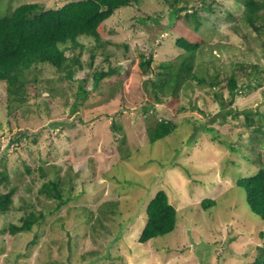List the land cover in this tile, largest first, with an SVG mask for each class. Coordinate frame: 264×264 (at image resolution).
Wrapping results in <instances>:
<instances>
[{"label": "rangeland", "instance_id": "rangeland-1", "mask_svg": "<svg viewBox=\"0 0 264 264\" xmlns=\"http://www.w3.org/2000/svg\"><path fill=\"white\" fill-rule=\"evenodd\" d=\"M68 1L0 0V16L23 3L46 10ZM216 1L220 5L205 0L212 12L188 5L196 9L201 23L195 34L212 44L196 62L206 66L205 58L218 59L220 65L209 63V68L214 66L221 74L239 60L258 63L264 70V57L258 52L264 36L256 39L239 20L241 0ZM166 11L157 0L116 10L103 24L104 48L93 49V59L89 52L93 39L79 37L84 48L80 66H73V78L51 64L34 65L25 75L22 103L8 102L5 84L0 83V171L8 176L0 192L14 188L10 211L0 214V264H247L264 248V222L249 210L243 189L235 186V180L251 170L242 156L252 146L263 161L264 142L249 140L251 130L240 115L233 119L229 114L219 124L223 111L213 92L226 103L225 82L211 88L191 81L189 89L179 90L177 106L184 109L178 112L170 96H161L163 104H155L153 110L144 109L150 104L144 81L156 76L161 63L176 59L182 50L174 40L188 32L171 28L149 44L147 26L139 20L146 14L160 15L162 29ZM181 25L192 27L190 22ZM71 50L67 45V57L79 49ZM141 55L152 57L145 74L137 66ZM108 68L116 73L92 88L91 74ZM261 77V85L253 87V76L238 74L237 84L249 88L224 109H252L261 118L264 73ZM78 89L86 91L85 99L78 103V113L70 112ZM162 118L177 128L150 144L147 128ZM211 125L219 140L200 132ZM40 167L45 177H40ZM54 176L64 182L63 197H76L55 210L54 198L37 194L39 186ZM158 190H164L175 207L176 226L140 244L145 206ZM204 199L214 203L203 209ZM111 208L116 211L110 212ZM87 209L92 210L90 221L83 214ZM124 211L130 217L120 225ZM29 212L45 214L44 222L13 236L2 232L9 223L19 225Z\"/></svg>", "mask_w": 264, "mask_h": 264}, {"label": "trees", "instance_id": "trees-1", "mask_svg": "<svg viewBox=\"0 0 264 264\" xmlns=\"http://www.w3.org/2000/svg\"><path fill=\"white\" fill-rule=\"evenodd\" d=\"M141 1L143 0H69L59 8L46 10L36 3H23L13 8V10L4 16H0V83L5 84L7 101L14 103L24 102L25 97H23L22 91H24L28 83L25 75L27 72H30L34 65L51 64L52 67H55L59 71H66L68 79L73 78V66H80V50L84 48L78 42V38L85 36L93 39L94 48H90L89 50L91 52L90 57L93 59L94 52L92 50L104 48L105 43L101 41L104 22L116 10L129 6L138 7L141 5ZM157 1L161 6L167 8L166 25L162 29H159L160 15L152 17L146 14L144 19L139 20L141 24L143 23V25L147 26L146 32L149 44L159 37L160 32H166L171 28L183 29V31L188 32H183V35L178 36L174 40V44L182 50L176 59L161 63L158 66L160 71L157 72L156 76L153 79L144 81L146 97L150 100V104L144 106L145 111L149 109L153 110L155 104H163L162 100L170 96L172 101L175 102L173 103L176 106L174 111L178 112L184 109L183 106H177L179 90L182 88L189 89L191 81H195L197 86L208 85L211 88L219 84L220 81H224V87L229 94L228 101L225 103L221 95L213 92L215 101L223 111L220 114L221 120H218L219 124H222L229 114L233 119H236L240 115L243 117L244 126H247L251 130L252 134L249 140L253 144L264 142V113L259 114L261 118H257L255 116L258 115L257 111L253 112L252 109H224L227 105L231 107L235 96L246 88H249L248 84H237L238 74H245L247 77L253 76V87H258L261 85V76L264 70L258 63L239 60L225 66L228 72L221 74L215 69L216 67L209 68V63L219 66L218 59L214 58L215 61L211 57L205 58L203 61L207 63L206 66L201 62H196V58L201 57L205 48L210 52L212 44H205L195 34L201 23L198 20L196 9L188 7V5L195 3L198 5L196 8L207 12H212V7L210 5L206 6L205 0ZM234 2L236 3L238 0ZM211 3L220 5L221 2L211 0ZM239 4V20L253 32L256 39L264 36V0H241ZM148 21L152 25L148 24ZM183 22L184 24L190 22L192 27L185 29L186 27L181 25ZM67 45L70 49H79L78 53L76 55L73 53L71 57H67L65 55ZM258 48V52L264 57V38L261 39ZM247 50L252 49L248 47ZM101 54L105 59H108L105 53L102 52ZM141 58H143L142 55ZM151 61L152 57L140 59L137 66L141 70V73L145 74L147 72L146 70L150 67ZM115 73L116 69L114 68L94 71L91 74L92 88L96 87L102 79ZM85 94L86 91L77 90L70 112L77 109L78 103L85 99ZM176 128L177 126L170 119H160L147 128L149 143L160 142L167 135L173 133ZM200 132L210 135L213 141L219 140V135H217L212 125L210 127L203 126ZM219 142L225 144L223 141ZM228 147L231 151L239 153V150L233 146L228 145ZM252 155L253 157L250 158ZM126 157L127 155H125ZM242 158L251 170L247 173L248 176L236 179L235 186L243 189L249 210L264 222V160H261L260 154H255L254 147L252 146ZM41 169V167L38 169L40 177H45L46 175ZM24 170L30 173L29 168ZM7 180L8 176L5 171H0V185L3 182H7ZM13 190L14 188L10 187L7 192H0L1 215L11 209ZM65 190L64 182L59 180L58 176H54V178L47 179L39 186L37 194L54 198L57 201L54 207L55 210L57 207L66 205L69 201L76 198L69 195L63 197ZM213 203L210 199H204L201 202V206L203 209H207ZM109 210L114 213L116 208L114 209L115 211L112 208ZM87 212L90 214L87 215ZM86 213H83L86 216V221H90L92 210L87 209ZM105 213H107L106 210ZM121 214L122 220L120 225L130 217L129 211H124ZM145 216V223L137 238V242L140 244L147 243L156 237L164 236L175 229L176 209L170 204L168 195H166L164 190L156 191L153 197L149 199L145 206ZM44 217L45 214L43 213L35 215L33 212H29L26 216L20 218L19 225L9 223L2 229V232L8 236L27 232L34 225H40L41 222H44ZM77 226L79 229L82 227L79 223ZM247 264H264V248H259V253Z\"/></svg>", "mask_w": 264, "mask_h": 264}]
</instances>
